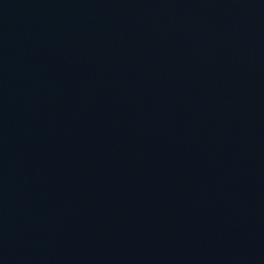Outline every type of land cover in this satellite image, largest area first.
<instances>
[{
	"label": "water",
	"instance_id": "water-1",
	"mask_svg": "<svg viewBox=\"0 0 264 264\" xmlns=\"http://www.w3.org/2000/svg\"><path fill=\"white\" fill-rule=\"evenodd\" d=\"M0 264H264V0H0Z\"/></svg>",
	"mask_w": 264,
	"mask_h": 264
}]
</instances>
